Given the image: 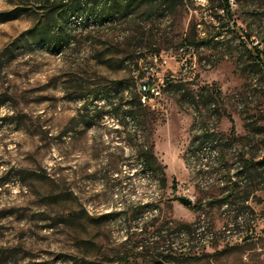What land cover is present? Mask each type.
<instances>
[{"label":"rangeland","instance_id":"374dc122","mask_svg":"<svg viewBox=\"0 0 264 264\" xmlns=\"http://www.w3.org/2000/svg\"><path fill=\"white\" fill-rule=\"evenodd\" d=\"M235 1V30L186 0L133 29L72 17L55 49L44 12L0 0V264H264V0Z\"/></svg>","mask_w":264,"mask_h":264},{"label":"trees","instance_id":"16d2710c","mask_svg":"<svg viewBox=\"0 0 264 264\" xmlns=\"http://www.w3.org/2000/svg\"><path fill=\"white\" fill-rule=\"evenodd\" d=\"M14 3L22 12H44L45 26H57V30L53 34L45 38V42L51 47L57 49L62 47L68 42L67 32L63 29V22H72V17H80L81 15H86V20L93 19L96 24H106V23H117L123 20L130 29H133V25L137 24L138 17L144 18L142 25L146 26L149 22H153L160 19L164 15L169 17L172 13H178L184 8L186 0H10ZM220 6L224 13L229 17L228 25H230L233 30L236 28V21L233 18V13L228 0H220ZM160 12V13H159ZM48 32V31H46ZM222 33L219 32L218 35L211 37V39L206 38L195 43V40L189 41L187 44L189 46H201L209 41H216ZM217 42V41H216ZM158 51V49L156 50ZM159 53V52H158ZM256 56L255 61L257 66L264 67V61ZM140 58L137 59V62ZM169 82V81H168ZM172 82H169V87L172 88ZM176 86V85H175ZM210 93V92H209ZM211 99L214 95L210 93ZM215 97V96H214ZM146 105L141 100V94H135L132 106L126 111V115L133 120V122L140 124L147 120ZM139 157L142 162L150 170L155 172H161L164 178V169L162 165L157 161L153 149L150 145L143 144L139 151ZM264 165V162H261ZM244 166L247 173L251 179H256L262 176V173L258 171L256 165L251 164L250 159H245ZM251 181V180H250Z\"/></svg>","mask_w":264,"mask_h":264},{"label":"built area","instance_id":"2783aa9c","mask_svg":"<svg viewBox=\"0 0 264 264\" xmlns=\"http://www.w3.org/2000/svg\"><path fill=\"white\" fill-rule=\"evenodd\" d=\"M199 1L204 2L202 0H199ZM228 1L231 6V9L233 10V8L236 6V1L235 0H228ZM255 43H258V40ZM140 94H141L142 102L144 104H147V103L153 102L158 96L161 95V89L159 85L153 80L143 79L140 82ZM232 178L235 179L234 177ZM226 232L228 235H232L236 232V230L232 229V225H230V227L226 229Z\"/></svg>","mask_w":264,"mask_h":264},{"label":"water","instance_id":"95a60500","mask_svg":"<svg viewBox=\"0 0 264 264\" xmlns=\"http://www.w3.org/2000/svg\"><path fill=\"white\" fill-rule=\"evenodd\" d=\"M179 201L186 206H190L192 203V199L189 197L180 196ZM153 264H165L162 260H156Z\"/></svg>","mask_w":264,"mask_h":264},{"label":"bare ground","instance_id":"6f19581e","mask_svg":"<svg viewBox=\"0 0 264 264\" xmlns=\"http://www.w3.org/2000/svg\"><path fill=\"white\" fill-rule=\"evenodd\" d=\"M202 1H207V0H202ZM139 90H140V85H139ZM215 153H214V151H213V155H214Z\"/></svg>","mask_w":264,"mask_h":264}]
</instances>
